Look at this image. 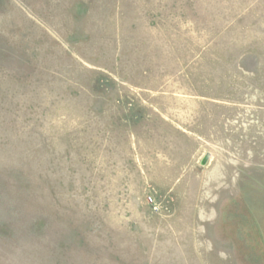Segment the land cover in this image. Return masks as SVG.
I'll return each mask as SVG.
<instances>
[{
    "label": "rangeland",
    "instance_id": "obj_1",
    "mask_svg": "<svg viewBox=\"0 0 264 264\" xmlns=\"http://www.w3.org/2000/svg\"><path fill=\"white\" fill-rule=\"evenodd\" d=\"M0 264H264V0H0Z\"/></svg>",
    "mask_w": 264,
    "mask_h": 264
}]
</instances>
